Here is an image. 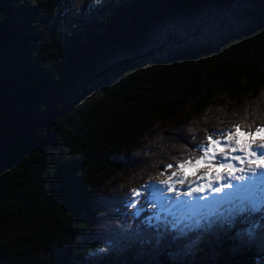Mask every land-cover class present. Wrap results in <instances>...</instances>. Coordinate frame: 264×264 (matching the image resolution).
Here are the masks:
<instances>
[{"label":"trees","instance_id":"obj_1","mask_svg":"<svg viewBox=\"0 0 264 264\" xmlns=\"http://www.w3.org/2000/svg\"><path fill=\"white\" fill-rule=\"evenodd\" d=\"M233 124L264 125V0H0V264H264L243 210L130 207Z\"/></svg>","mask_w":264,"mask_h":264},{"label":"snow or ice","instance_id":"obj_2","mask_svg":"<svg viewBox=\"0 0 264 264\" xmlns=\"http://www.w3.org/2000/svg\"><path fill=\"white\" fill-rule=\"evenodd\" d=\"M201 169L203 174L197 176ZM167 171L170 175L157 186L161 198L177 206H207L216 199L224 200L249 189L264 177V125L253 129L251 125L245 128L242 124H233L207 134L187 158L168 164ZM189 174L196 179L190 180ZM151 185L149 182L142 189H131V208H137L142 191L148 197ZM176 185L184 190H178Z\"/></svg>","mask_w":264,"mask_h":264},{"label":"rangeland","instance_id":"obj_3","mask_svg":"<svg viewBox=\"0 0 264 264\" xmlns=\"http://www.w3.org/2000/svg\"><path fill=\"white\" fill-rule=\"evenodd\" d=\"M201 174H203V172H199V173H197V176H199V175H201ZM189 179L190 180H193V179H196V177H193L191 174H189ZM237 196H240L241 197V195L240 194H237ZM240 197H238L239 199H241ZM165 202V201H164ZM169 202H167V204H168ZM160 204H161V199H156L155 201H154V205L155 206H157L158 208H160ZM250 205H252V203L250 202L249 203ZM208 206V205H207ZM163 207V206H162ZM161 213V209H160V211H159V214ZM121 222H118V224H120Z\"/></svg>","mask_w":264,"mask_h":264},{"label":"bare ground","instance_id":"obj_4","mask_svg":"<svg viewBox=\"0 0 264 264\" xmlns=\"http://www.w3.org/2000/svg\"><path fill=\"white\" fill-rule=\"evenodd\" d=\"M262 180H264V177H261L260 179H259V181H262ZM236 194V193H235ZM234 195V194H233Z\"/></svg>","mask_w":264,"mask_h":264}]
</instances>
